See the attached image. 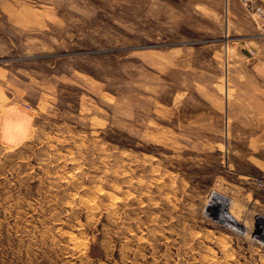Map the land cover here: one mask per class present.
<instances>
[{
	"label": "rangeland",
	"instance_id": "1",
	"mask_svg": "<svg viewBox=\"0 0 264 264\" xmlns=\"http://www.w3.org/2000/svg\"><path fill=\"white\" fill-rule=\"evenodd\" d=\"M231 1L66 0L31 33L5 18L0 264H264V120L230 119L227 92L255 23Z\"/></svg>",
	"mask_w": 264,
	"mask_h": 264
},
{
	"label": "crops",
	"instance_id": "2",
	"mask_svg": "<svg viewBox=\"0 0 264 264\" xmlns=\"http://www.w3.org/2000/svg\"><path fill=\"white\" fill-rule=\"evenodd\" d=\"M64 2L66 0H0L1 47L4 43L5 18H10L17 25L23 24L26 31L31 33L32 23L36 24L39 20L50 23L55 16V10ZM231 3L243 9L247 13L244 14V20L250 17L255 26L251 30L253 33L245 37L247 41L243 49L236 52L238 59L231 65L234 80L227 83V92L233 91L238 101L234 104V98L229 99V118L233 119L232 115L236 112L251 114L253 120H264V16L259 23L255 19L256 14L250 12L239 0H232ZM250 3L252 9L264 10V0H250ZM238 17L240 16L234 19L238 21ZM242 119H246V116Z\"/></svg>",
	"mask_w": 264,
	"mask_h": 264
},
{
	"label": "bare ground",
	"instance_id": "3",
	"mask_svg": "<svg viewBox=\"0 0 264 264\" xmlns=\"http://www.w3.org/2000/svg\"><path fill=\"white\" fill-rule=\"evenodd\" d=\"M208 202H210L209 205L207 204L208 209H210L212 212H215L216 215L214 216L217 219H220L221 222H224L226 223V225L231 226L233 228L242 227L241 229H246V231L247 229H250V231H252L251 227H249L248 225L245 226L244 224L242 225V223H240L239 218L235 214L236 211H234L236 210L235 205L231 201H229L226 197L221 196L219 194H215L214 196L213 194L212 199ZM258 229H259L258 232H261L260 234L263 235L264 234V224L260 223Z\"/></svg>",
	"mask_w": 264,
	"mask_h": 264
},
{
	"label": "built area",
	"instance_id": "4",
	"mask_svg": "<svg viewBox=\"0 0 264 264\" xmlns=\"http://www.w3.org/2000/svg\"><path fill=\"white\" fill-rule=\"evenodd\" d=\"M241 3L244 4V6H246L248 8V10L250 11H253L255 14H258L259 18H262L264 16V10L262 8H255V9H252L251 7V3H250V0H239ZM264 179V178H263ZM263 182V180H262Z\"/></svg>",
	"mask_w": 264,
	"mask_h": 264
},
{
	"label": "water",
	"instance_id": "5",
	"mask_svg": "<svg viewBox=\"0 0 264 264\" xmlns=\"http://www.w3.org/2000/svg\"><path fill=\"white\" fill-rule=\"evenodd\" d=\"M259 237H261V238H262V237H264V236H259Z\"/></svg>",
	"mask_w": 264,
	"mask_h": 264
}]
</instances>
